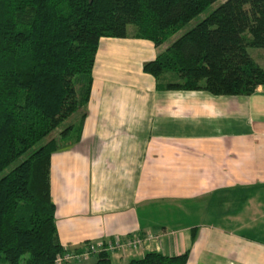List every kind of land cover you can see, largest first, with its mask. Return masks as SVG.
Segmentation results:
<instances>
[{"label": "crops", "instance_id": "crops-1", "mask_svg": "<svg viewBox=\"0 0 264 264\" xmlns=\"http://www.w3.org/2000/svg\"><path fill=\"white\" fill-rule=\"evenodd\" d=\"M157 51L99 38L80 137L49 157L59 243L149 234L110 262L155 250L187 251L185 264H264V86L157 90L141 70Z\"/></svg>", "mask_w": 264, "mask_h": 264}, {"label": "trees", "instance_id": "trees-1", "mask_svg": "<svg viewBox=\"0 0 264 264\" xmlns=\"http://www.w3.org/2000/svg\"><path fill=\"white\" fill-rule=\"evenodd\" d=\"M216 1L0 0V264H55L91 244L59 243L48 168L52 152L80 137L100 37L150 41L158 51L141 70L157 90L249 95L264 86V69L247 51L264 48V0H222L206 11ZM186 259L187 251L149 250L124 264ZM59 264L113 263L101 251Z\"/></svg>", "mask_w": 264, "mask_h": 264}, {"label": "built area", "instance_id": "built-area-1", "mask_svg": "<svg viewBox=\"0 0 264 264\" xmlns=\"http://www.w3.org/2000/svg\"><path fill=\"white\" fill-rule=\"evenodd\" d=\"M151 235L145 234L143 236L132 235L125 238L115 237L110 240L97 241L91 243L89 246L84 247L77 252H65L61 256L56 257L55 264L63 261H80L95 255L98 252H115L125 250L128 248H136L141 246L143 241L151 239Z\"/></svg>", "mask_w": 264, "mask_h": 264}, {"label": "rangeland", "instance_id": "rangeland-1", "mask_svg": "<svg viewBox=\"0 0 264 264\" xmlns=\"http://www.w3.org/2000/svg\"><path fill=\"white\" fill-rule=\"evenodd\" d=\"M222 0H217L216 2H214L213 4H211L208 9L206 11H209L210 9H212L217 3H219ZM200 18V15L195 17L187 26H190L194 23V21H196L197 19ZM127 30L128 32H130L132 30V26L129 25L127 26ZM162 48V46H161ZM160 49V47H159ZM248 53L250 54V56L254 59V61L260 65L263 69H264V48H253V47H249L247 48ZM74 116V115H73ZM72 119H67L65 120L62 124H60L55 130H53L46 138L49 139L51 137L53 138H57L58 137V133L59 131L68 123L71 122ZM25 255H23L21 258L25 257ZM19 264H24L22 259L19 261Z\"/></svg>", "mask_w": 264, "mask_h": 264}]
</instances>
